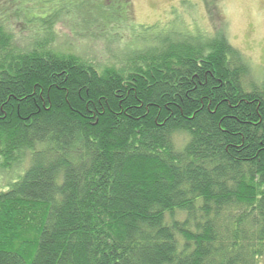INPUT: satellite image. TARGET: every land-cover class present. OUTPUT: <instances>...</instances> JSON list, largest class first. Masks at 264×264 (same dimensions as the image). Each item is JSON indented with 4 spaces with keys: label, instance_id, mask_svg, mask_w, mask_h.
<instances>
[{
    "label": "trees",
    "instance_id": "1",
    "mask_svg": "<svg viewBox=\"0 0 264 264\" xmlns=\"http://www.w3.org/2000/svg\"><path fill=\"white\" fill-rule=\"evenodd\" d=\"M71 2L24 42L0 7V264H264V80L222 33L96 66Z\"/></svg>",
    "mask_w": 264,
    "mask_h": 264
},
{
    "label": "rangeland",
    "instance_id": "2",
    "mask_svg": "<svg viewBox=\"0 0 264 264\" xmlns=\"http://www.w3.org/2000/svg\"><path fill=\"white\" fill-rule=\"evenodd\" d=\"M41 1L0 0V7L8 8L10 14L11 7L27 8L28 13L24 10L13 19L23 42L39 25L34 18L45 17L49 11L38 4ZM71 1L73 7L63 11L54 25L52 46L81 55L96 66H118L129 51L153 47L157 39L222 33L245 56L251 79L264 80V0ZM18 173L0 169V192L8 189Z\"/></svg>",
    "mask_w": 264,
    "mask_h": 264
}]
</instances>
